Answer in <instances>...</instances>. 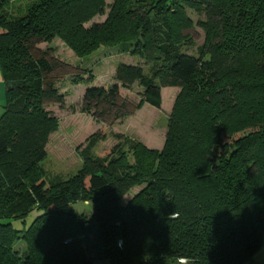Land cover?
I'll use <instances>...</instances> for the list:
<instances>
[{
  "label": "trees",
  "instance_id": "trees-1",
  "mask_svg": "<svg viewBox=\"0 0 264 264\" xmlns=\"http://www.w3.org/2000/svg\"><path fill=\"white\" fill-rule=\"evenodd\" d=\"M106 6L0 0V264H253L264 235V0H113L86 26ZM186 8L206 14L193 53ZM54 38L80 58L102 47L132 57L108 88H86L87 109L118 106L134 83L136 106L160 108L161 88H177L161 149L115 133L111 149L80 150L68 178L47 173L59 121L44 103L65 95L60 63L38 44ZM119 105L116 118L127 115Z\"/></svg>",
  "mask_w": 264,
  "mask_h": 264
},
{
  "label": "rangeland",
  "instance_id": "rangeland-1",
  "mask_svg": "<svg viewBox=\"0 0 264 264\" xmlns=\"http://www.w3.org/2000/svg\"><path fill=\"white\" fill-rule=\"evenodd\" d=\"M107 3L104 15H95L87 23L101 22L105 19L110 10L109 4L113 0H105ZM24 0H16V3L23 4ZM186 12L191 19L192 26L184 29L182 33L189 36L191 44L185 47L187 53L195 52L198 45L205 40V28L199 23L206 20L204 12H196L186 8ZM40 49H47L51 60L60 63L53 73L61 74L63 78L56 84L59 92L63 93L62 103L46 101L44 107L59 121L58 129L52 132L46 142L45 150L47 156L41 161L44 169L52 170L51 176L59 175L60 178H68L75 173L81 165L80 150L91 149L94 153L111 149L119 141L112 134L119 133L127 136L128 140L144 143L148 148L161 149L164 144L167 132V121L171 112L175 97L176 87L161 88V106L155 108L148 103L136 106L139 97L136 94L138 87L136 83L133 90L120 88V98L124 101L123 110L127 115L116 118L115 114L118 106L107 107L99 105L90 109L85 108L84 93L86 88L101 86L108 88L111 83L116 82L114 72L116 65L120 61L128 62L131 56L113 54L109 48L102 47L85 56L77 57L59 38H54L49 43L38 44ZM137 59V58H136ZM142 63V61H139ZM84 68V69H82ZM87 68L92 70L93 79H88L84 75ZM81 75V82L75 83L73 78ZM88 77V78H87ZM126 97V98H124ZM101 108H105L102 115H98ZM108 135L105 139H93L94 134ZM121 141V140H120ZM143 186L133 187L123 197V204L137 193ZM77 212L89 213V209L84 203L76 204ZM16 228H20L19 223H14ZM18 250L24 248L23 242L16 243ZM253 264H264V235L262 247L253 258ZM95 264H108L107 262H96ZM178 264H188L185 259H180Z\"/></svg>",
  "mask_w": 264,
  "mask_h": 264
},
{
  "label": "crops",
  "instance_id": "crops-1",
  "mask_svg": "<svg viewBox=\"0 0 264 264\" xmlns=\"http://www.w3.org/2000/svg\"><path fill=\"white\" fill-rule=\"evenodd\" d=\"M4 104H5V86H4V79H3L2 71L0 69V115L3 113ZM47 170L51 174L52 170H49V169Z\"/></svg>",
  "mask_w": 264,
  "mask_h": 264
}]
</instances>
